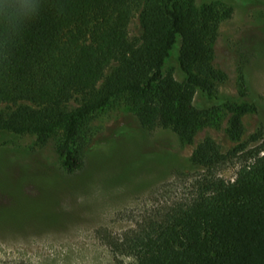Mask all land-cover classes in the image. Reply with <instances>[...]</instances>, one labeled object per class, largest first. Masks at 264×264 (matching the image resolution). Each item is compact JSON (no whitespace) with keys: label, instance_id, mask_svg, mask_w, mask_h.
<instances>
[{"label":"trees","instance_id":"1","mask_svg":"<svg viewBox=\"0 0 264 264\" xmlns=\"http://www.w3.org/2000/svg\"><path fill=\"white\" fill-rule=\"evenodd\" d=\"M137 11L142 33L132 41L127 29ZM230 17L195 0H41L19 32L0 21V131L33 135L36 147L56 136L61 166L74 174L93 145V117L121 99L142 131L167 129L192 144L197 125L208 120V111L194 106L196 92L212 97L225 79L212 65L213 43ZM175 45L182 81L164 70ZM239 58L244 88L248 60ZM224 107L227 133L238 143L221 152L205 138L191 154L202 173L186 201L120 238L101 230L114 256L128 255L131 264H264V137L258 131L239 142L241 118L254 107ZM235 160L236 176L226 181L219 172Z\"/></svg>","mask_w":264,"mask_h":264},{"label":"rangeland","instance_id":"2","mask_svg":"<svg viewBox=\"0 0 264 264\" xmlns=\"http://www.w3.org/2000/svg\"><path fill=\"white\" fill-rule=\"evenodd\" d=\"M202 4L230 10L231 17L220 22L213 43L212 65L225 79L216 83L212 97L196 92L194 106L208 111V120L197 125L192 144L167 129L142 131L121 99L93 117L89 124L93 145L84 169L74 174L61 166L56 136L36 147L33 135L0 131V264H131L130 256L112 254L100 231L120 238L190 197L202 173L191 162L195 147L205 138L221 152L238 143L227 133L226 103L254 107L241 118L239 142L258 131L264 137V0H195L196 7ZM139 11L127 29L132 41L142 33ZM177 48L164 70H172L182 81ZM240 54L248 60L244 88ZM117 64L113 62L105 75ZM238 168L235 160L219 176L232 181Z\"/></svg>","mask_w":264,"mask_h":264},{"label":"clouds","instance_id":"3","mask_svg":"<svg viewBox=\"0 0 264 264\" xmlns=\"http://www.w3.org/2000/svg\"><path fill=\"white\" fill-rule=\"evenodd\" d=\"M40 6L41 0H0V21L7 23L10 31L19 32Z\"/></svg>","mask_w":264,"mask_h":264}]
</instances>
